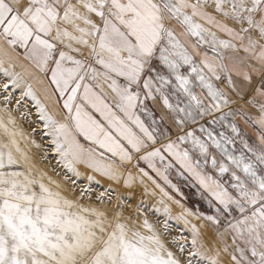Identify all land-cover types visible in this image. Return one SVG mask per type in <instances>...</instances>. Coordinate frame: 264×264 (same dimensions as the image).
I'll return each instance as SVG.
<instances>
[{"label": "snow or ice", "instance_id": "6c2138e0", "mask_svg": "<svg viewBox=\"0 0 264 264\" xmlns=\"http://www.w3.org/2000/svg\"><path fill=\"white\" fill-rule=\"evenodd\" d=\"M0 264H264V0H0Z\"/></svg>", "mask_w": 264, "mask_h": 264}, {"label": "rangeland", "instance_id": "374dc122", "mask_svg": "<svg viewBox=\"0 0 264 264\" xmlns=\"http://www.w3.org/2000/svg\"><path fill=\"white\" fill-rule=\"evenodd\" d=\"M182 190L185 192V195L189 197L188 206L192 207L198 204L201 206V210L207 209V205L196 195V190L194 188L182 185Z\"/></svg>", "mask_w": 264, "mask_h": 264}]
</instances>
